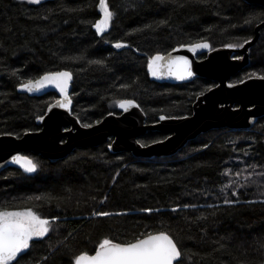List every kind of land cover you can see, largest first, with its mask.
<instances>
[{
  "label": "trees",
  "instance_id": "16d2710c",
  "mask_svg": "<svg viewBox=\"0 0 264 264\" xmlns=\"http://www.w3.org/2000/svg\"><path fill=\"white\" fill-rule=\"evenodd\" d=\"M108 3L117 15L98 36L93 24L101 17L99 0H42L39 5L0 0V135L39 129L37 118L57 94L30 96L17 87L63 69L73 74L72 114L83 125L119 114L118 101L125 99L139 104L146 123L161 115H190L197 97L214 82L153 81L148 59L201 41L215 49L250 40L264 20V6L245 0ZM122 3L135 6L117 7ZM250 16L257 19L246 24ZM117 41L127 46L116 49ZM248 52V64L229 81L264 77V27ZM165 135L149 130L138 141L146 145ZM111 141L75 148L55 161L26 152L38 164L31 175L14 167L0 171V210L32 207L42 218L59 217L47 237L34 238L26 254L18 255L19 264H74L75 255L93 254L104 238L127 242L159 231H168L178 246L195 254L185 264H264V115L249 129L201 133L168 157L111 152ZM233 180L249 183L233 195L226 187ZM225 197L238 202L224 204ZM147 208L160 211H140ZM94 211L113 215L94 216Z\"/></svg>",
  "mask_w": 264,
  "mask_h": 264
},
{
  "label": "water",
  "instance_id": "95a60500",
  "mask_svg": "<svg viewBox=\"0 0 264 264\" xmlns=\"http://www.w3.org/2000/svg\"><path fill=\"white\" fill-rule=\"evenodd\" d=\"M245 1L264 6V0ZM102 15L101 12L99 19L102 18ZM262 27H264V20L256 25L254 36L243 48L224 46L211 49V44L208 41H201L207 42L210 47L192 51L190 46L200 43L196 42L183 45V47H174L167 53H159L165 56L166 60L169 56L186 57L191 62L193 75L183 80L169 75L154 77L147 68L149 78L153 81L183 83L197 77H206L217 81L216 86L197 97L193 104V112L182 117L161 115L167 118L161 120V116H159L158 121L146 123L145 113L140 106H133L125 111L118 105L119 114L109 113L100 121L85 127L72 114V99L68 108H62L57 104L58 100L63 99V94L58 89L49 86L40 91L29 93L18 86V92L27 93L30 96H42L53 92L57 94L58 98L47 107L46 112L42 115L43 119L37 118L36 123L39 129L26 131L21 136L0 135V171L6 167H14L31 175L33 173L25 172L19 164L14 163L12 157L15 155L28 156L24 153L32 152L55 161L65 157L75 148L97 146L107 142L110 138H112L109 144L111 147L108 146V148L111 152L129 151L139 158L168 157L174 155L188 141L211 129L251 128L257 119L264 115V79L255 76L234 83L229 80L248 64V50L257 41ZM98 36L102 35L98 34ZM202 53H207V56L198 59V55ZM234 53L240 54L239 57L242 59H235ZM72 80L69 83V97ZM136 104L139 105L137 102ZM149 130L160 131L168 136L163 140L144 145L138 141V137ZM28 157L32 159L30 156Z\"/></svg>",
  "mask_w": 264,
  "mask_h": 264
},
{
  "label": "snow or ice",
  "instance_id": "6c2138e0",
  "mask_svg": "<svg viewBox=\"0 0 264 264\" xmlns=\"http://www.w3.org/2000/svg\"><path fill=\"white\" fill-rule=\"evenodd\" d=\"M30 4H41L42 0H28ZM125 6L117 5V7ZM134 7L135 5H126ZM99 8L102 12V18L93 24L96 29V33L103 35L109 28L111 22L117 13L110 10L108 0H99ZM257 19V17L250 16L245 20L246 24H251ZM91 23V22H90ZM164 23V22H162ZM151 27V26H147ZM250 41L245 39L243 43H230L227 44L228 48H243L245 44ZM127 45L122 41L114 43L116 49H122ZM183 47V45H181ZM210 45L207 42H200L190 46L192 51L196 49L209 48ZM235 59H242V57H234ZM91 63L103 64V61H92ZM147 68L152 76H175L177 79H186L193 75L191 70V62L183 56L172 57L169 56L167 60L165 56L157 53L151 56L147 62ZM20 70H14L13 74L18 75ZM73 78V74L70 71H49L40 75L35 79H27L26 82L19 84L20 89H25L27 92L40 91L46 87H54L63 94V99L58 100L57 104L62 108H68L71 104V98L68 95L69 83ZM264 79V77H261ZM127 87V85H122ZM118 105L121 109L127 111L130 107H139L134 100H120ZM43 119V117H38ZM167 117L161 116L160 119H166ZM89 125H85L88 127ZM111 147V145H109ZM12 161L19 164L25 172L34 173L37 171L38 164L35 163L28 156L15 155L12 157ZM248 167H255L249 165ZM237 177L241 176V172H236ZM251 173H249V176ZM248 181L245 184H240L238 180H233L226 185L227 188H231L233 195H238V189L248 186ZM254 183V182H253ZM32 199V198H30ZM36 200L47 199L49 202L51 197H35ZM107 199V197H105ZM237 200L224 198V204H235ZM180 205H177L172 209L175 212ZM183 207H196L195 205H183ZM209 207H216L215 205H209ZM142 212H159V209H141ZM126 213H116V215H124ZM215 214V213H213ZM94 216L109 217L113 213L94 211ZM203 218V217H202ZM59 217L42 218L38 215L32 207H26L22 210L9 211L7 209L0 210V264H19L18 255L26 254V250L30 249V241L34 238H45L54 228V221ZM206 219V218H205ZM70 235V234H69ZM223 247V245H221ZM264 248V244L260 245ZM193 253L186 248L178 246L177 241L173 238L168 231H159L155 234L149 232L143 235L142 238H137L127 242H115L111 238H104L95 249L94 254L90 255L88 252H82L75 255L74 264H185V260H192ZM47 260V257L44 258Z\"/></svg>",
  "mask_w": 264,
  "mask_h": 264
},
{
  "label": "flooded vegetation",
  "instance_id": "af4514ba",
  "mask_svg": "<svg viewBox=\"0 0 264 264\" xmlns=\"http://www.w3.org/2000/svg\"><path fill=\"white\" fill-rule=\"evenodd\" d=\"M205 54H206V56H207V53H202V54H199L198 55V59H202V58H204V57H206L205 56ZM197 78H206V77H197ZM197 78H195V79H197ZM195 79H193V80H195ZM206 79H209V78H206ZM231 79V78H230ZM193 80H191V81H193ZM210 81H212V82H214V84L209 88V89H211L212 87H214V86H216L217 85V81H215V80H212V79H209ZM188 82H190V81H188ZM229 82H231V81H229ZM183 83H187V82H183ZM182 84V83H181ZM208 89V90H209ZM189 115V114H188ZM184 116H186V115H184ZM182 117V116H181ZM159 120V119H158ZM168 136V134L167 135H165V137H164V139L166 138Z\"/></svg>",
  "mask_w": 264,
  "mask_h": 264
},
{
  "label": "rangeland",
  "instance_id": "374dc122",
  "mask_svg": "<svg viewBox=\"0 0 264 264\" xmlns=\"http://www.w3.org/2000/svg\"><path fill=\"white\" fill-rule=\"evenodd\" d=\"M24 1H28V0H24ZM236 43H243V42H236Z\"/></svg>",
  "mask_w": 264,
  "mask_h": 264
},
{
  "label": "bare ground",
  "instance_id": "6f19581e",
  "mask_svg": "<svg viewBox=\"0 0 264 264\" xmlns=\"http://www.w3.org/2000/svg\"><path fill=\"white\" fill-rule=\"evenodd\" d=\"M205 56H206V54H205ZM189 142V141H188ZM183 148V147H182ZM26 153V152H25Z\"/></svg>",
  "mask_w": 264,
  "mask_h": 264
}]
</instances>
